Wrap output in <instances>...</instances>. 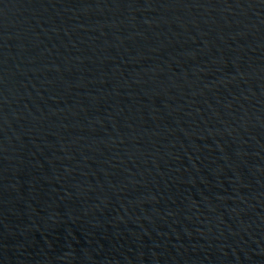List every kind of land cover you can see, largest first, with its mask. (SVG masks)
<instances>
[{"label": "water", "instance_id": "1", "mask_svg": "<svg viewBox=\"0 0 264 264\" xmlns=\"http://www.w3.org/2000/svg\"><path fill=\"white\" fill-rule=\"evenodd\" d=\"M0 264H264V0H0Z\"/></svg>", "mask_w": 264, "mask_h": 264}]
</instances>
